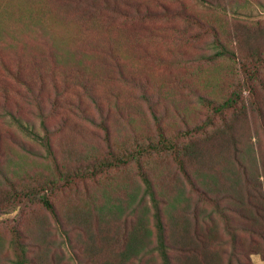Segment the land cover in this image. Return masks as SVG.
Returning a JSON list of instances; mask_svg holds the SVG:
<instances>
[{
	"label": "trees",
	"instance_id": "1",
	"mask_svg": "<svg viewBox=\"0 0 264 264\" xmlns=\"http://www.w3.org/2000/svg\"><path fill=\"white\" fill-rule=\"evenodd\" d=\"M194 1L222 22L140 0H5L0 264L264 260V15L248 0ZM178 15L173 42L194 30L192 61L231 66L193 90L208 110L196 119L124 30ZM69 27L78 38L57 34Z\"/></svg>",
	"mask_w": 264,
	"mask_h": 264
},
{
	"label": "rangeland",
	"instance_id": "2",
	"mask_svg": "<svg viewBox=\"0 0 264 264\" xmlns=\"http://www.w3.org/2000/svg\"><path fill=\"white\" fill-rule=\"evenodd\" d=\"M144 5L151 4L152 7H155L156 2L165 4L171 10L175 11L178 14V11L182 8L189 12H196L201 15L203 18L210 21L219 23L221 19L212 13L203 10L196 4L194 0H140ZM250 3L249 9L254 15L263 16L264 9L257 4L256 0H248ZM1 9H5V0H0ZM15 5V9H16ZM12 9V8H11ZM174 16H176L174 14ZM220 16V15H219ZM177 18L174 20H161L157 21L152 25V28L146 29L143 24H139L138 30L133 31L135 28L128 27L124 30L129 31V39L131 42H134L135 45L139 43L142 44L147 49L148 62L143 65L146 71H149L154 76L155 80L158 81L160 86H164V94L171 96L176 99L177 106L180 109L186 111L190 118H201L198 114V110L201 112L208 113L207 109H203L194 96L193 90L200 89L204 84L210 83L218 86V83L223 84L226 82V76L228 75L231 66L227 64L217 63H200L192 61L197 58L200 53V50L197 48L195 43L194 30L189 29L186 34L189 36L187 38L188 43L191 44H176L173 42V38L176 35L182 34L183 30L186 29V26L180 27L182 23L181 20ZM172 18V17H171ZM180 18V17H179ZM182 19V18H180ZM183 20V19H182ZM222 22V21H221ZM151 26V25H150ZM134 27V28H133ZM57 34L63 38L75 39L78 38L79 32L76 28L69 27L65 29H58ZM163 35L164 38L159 36ZM139 55H145L143 50H137ZM183 61V63H179ZM178 78L181 80L180 85H177L174 88H170L169 83L174 79ZM216 93L219 92V88L215 89ZM181 95V96H180ZM57 241L62 242L63 239L59 235L56 236ZM64 250H67L68 246L63 244ZM252 261L254 264H264V260L260 256H253Z\"/></svg>",
	"mask_w": 264,
	"mask_h": 264
}]
</instances>
